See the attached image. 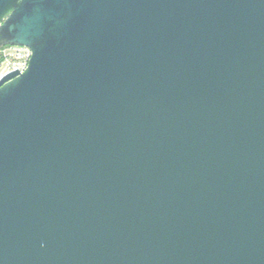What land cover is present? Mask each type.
Wrapping results in <instances>:
<instances>
[{
  "label": "water",
  "instance_id": "obj_1",
  "mask_svg": "<svg viewBox=\"0 0 264 264\" xmlns=\"http://www.w3.org/2000/svg\"><path fill=\"white\" fill-rule=\"evenodd\" d=\"M0 264H264V0H0Z\"/></svg>",
  "mask_w": 264,
  "mask_h": 264
},
{
  "label": "built area",
  "instance_id": "obj_2",
  "mask_svg": "<svg viewBox=\"0 0 264 264\" xmlns=\"http://www.w3.org/2000/svg\"><path fill=\"white\" fill-rule=\"evenodd\" d=\"M30 57L31 52L27 47L5 46L0 48V80L11 72L23 73Z\"/></svg>",
  "mask_w": 264,
  "mask_h": 264
}]
</instances>
